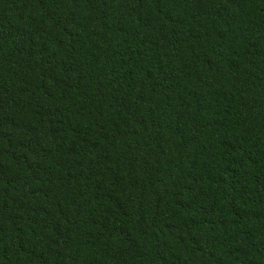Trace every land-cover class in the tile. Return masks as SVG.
I'll return each mask as SVG.
<instances>
[{"label": "trees", "instance_id": "obj_1", "mask_svg": "<svg viewBox=\"0 0 264 264\" xmlns=\"http://www.w3.org/2000/svg\"><path fill=\"white\" fill-rule=\"evenodd\" d=\"M0 264H264V0H0Z\"/></svg>", "mask_w": 264, "mask_h": 264}]
</instances>
